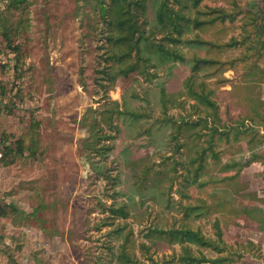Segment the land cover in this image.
<instances>
[{
    "label": "rangeland",
    "instance_id": "374dc122",
    "mask_svg": "<svg viewBox=\"0 0 264 264\" xmlns=\"http://www.w3.org/2000/svg\"><path fill=\"white\" fill-rule=\"evenodd\" d=\"M161 1L145 0L135 37L183 60L143 38L149 60L110 85V18L99 0H0V153L36 140L10 164L0 159V204L22 212L0 218V264H117L122 242L144 263L179 252L147 235L155 228L198 230L218 249L187 243L228 257L219 264H264V0H200L210 11L198 26L181 21L180 36L176 21H159ZM185 1L166 0L189 15ZM202 58L210 63L195 66ZM112 99L125 113L114 115V148L101 161L114 188L82 156L84 112ZM113 191L126 218L102 212Z\"/></svg>",
    "mask_w": 264,
    "mask_h": 264
},
{
    "label": "trees",
    "instance_id": "16d2710c",
    "mask_svg": "<svg viewBox=\"0 0 264 264\" xmlns=\"http://www.w3.org/2000/svg\"><path fill=\"white\" fill-rule=\"evenodd\" d=\"M200 0H186L185 7L187 6L194 10V17L191 16V11L188 9L189 15L184 12H180V10H173L168 6L166 0H162L158 6L157 15L159 21L167 20L169 24L175 22V26L177 28L178 35L180 36L182 33V29L184 25H188L193 23L198 26L200 24L199 14L201 12L207 13L208 9L201 11L198 7V3ZM99 7L102 10V14H109L108 26L110 34L108 39L110 41V54L109 57L112 60V65L108 67L109 71L107 74L108 84L113 85L118 76H125L130 72H134L138 70V64L141 61H148L147 59H142L140 57L141 53V40L143 38L146 39L149 46H153L148 42V37H135V34L139 31V24L137 22V14L139 12H143L145 7V0H136L132 1V4L129 0H111L110 5L104 7L102 5V0H99ZM253 4L246 5L245 11L247 13H254V8H249ZM249 8V9H248ZM230 19H233L235 15L230 14ZM178 20L180 22H178ZM183 21L184 25L181 23ZM140 32V31H139ZM6 36V35H5ZM6 38H9L6 36ZM10 40V39H9ZM174 40V39H173ZM175 41H177L175 39ZM153 52L163 56L164 58L168 57L173 60H183L182 56L176 55L172 52H169L162 45L157 44L153 47ZM134 54V55H132ZM135 57L134 61H130L131 57ZM210 63V60L207 59H199L196 61V65ZM139 72H142L139 70ZM192 96L194 95L198 98L199 102L206 106H214L215 111L217 106L214 105V102L207 98V95H202L191 90ZM205 98V99H204ZM107 108L98 109L96 107L89 106L82 116L83 127L86 129V136L84 137L85 141V152L83 153V157L85 161L89 164L90 168L93 172L99 177L103 179L111 180V188L118 182L117 176H110L107 173V169L101 164V161L108 157V154L113 150L114 143V131H115V123H114V115L115 114H125L120 108V103L117 99H112ZM254 110V108H251ZM223 124V123H222ZM216 126V125H215ZM217 127L214 130L217 131ZM36 144V140L33 138L31 141V145H24L21 140L15 141V148L12 149L10 146H5L3 152L1 153L0 159L3 161V164L7 165L13 162L14 156L17 154H23L25 149H29L32 151L34 145ZM91 154V156H90ZM95 154L101 155L100 161L93 160V156ZM117 191H113L110 198L112 199L109 205H106L103 202H100L102 207V212H107V218H114L116 216L120 218H126L129 215V210L127 204L117 200L116 197ZM117 202V203H116ZM22 214L14 205L11 203H2L0 204V218H4L9 216V214ZM109 220V219H108ZM112 222L109 221V224ZM107 223H103L106 225ZM97 229H100V226H97ZM122 230V228L117 227L114 229V233H118ZM162 234L165 235L169 242H176L180 244L179 252H172L169 255L163 254L161 257L154 259L152 256H147L146 263L149 264H219L222 260L228 259L227 256H217L215 258H208L205 256L202 251L199 249H193L189 243H193L197 247L199 246H210L212 248L218 249L215 243L212 240H209L201 234L198 230L191 229H175V230H164V229H149L148 234ZM145 244L140 243L139 248H144ZM125 244L122 242L120 249L118 252L114 253L112 258L116 261L117 264H146L143 261L138 260L137 258H133V256L125 251Z\"/></svg>",
    "mask_w": 264,
    "mask_h": 264
},
{
    "label": "built area",
    "instance_id": "2783aa9c",
    "mask_svg": "<svg viewBox=\"0 0 264 264\" xmlns=\"http://www.w3.org/2000/svg\"><path fill=\"white\" fill-rule=\"evenodd\" d=\"M0 155H1V153H0Z\"/></svg>",
    "mask_w": 264,
    "mask_h": 264
}]
</instances>
